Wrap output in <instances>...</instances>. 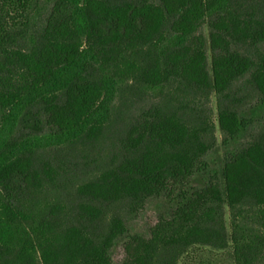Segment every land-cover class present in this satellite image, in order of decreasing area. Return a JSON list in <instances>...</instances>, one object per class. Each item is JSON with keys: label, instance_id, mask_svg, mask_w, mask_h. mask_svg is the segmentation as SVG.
<instances>
[{"label": "trees", "instance_id": "1", "mask_svg": "<svg viewBox=\"0 0 264 264\" xmlns=\"http://www.w3.org/2000/svg\"><path fill=\"white\" fill-rule=\"evenodd\" d=\"M204 94L233 145L211 169ZM262 116L264 0H0V264H113L123 239L122 264H264V132L236 148Z\"/></svg>", "mask_w": 264, "mask_h": 264}, {"label": "rangeland", "instance_id": "2", "mask_svg": "<svg viewBox=\"0 0 264 264\" xmlns=\"http://www.w3.org/2000/svg\"><path fill=\"white\" fill-rule=\"evenodd\" d=\"M209 30L205 27L204 33L208 38ZM200 97V98H199ZM231 98L240 99V102H236L239 108H242L244 111L256 106L259 102V97L256 92L253 90L252 86L249 84L248 80L242 79L237 82L231 92ZM198 100L193 104L195 112L201 114L204 117H207L212 124L214 125V133L216 137V148L211 151L206 160L208 164L210 163L211 168H215L220 159L223 158L225 150H232L233 145L228 144L222 148V141L224 137L219 129L217 118H218V98L214 94L201 95L198 96ZM163 100V96L158 92H152L147 95H144L142 99L137 100L131 106V111L129 116L136 115L140 109L145 107H150L153 104H158ZM126 111V108H124ZM264 132V116L255 117L254 120L250 121V128L243 138H240L239 144L236 148H240L248 140H251L253 137ZM162 208L160 205H150L144 210H139L135 212L129 218V228L131 233H138L144 236L149 235L151 226H153L158 219V216ZM226 221L229 223V216L227 214ZM125 239L119 241L115 246L112 252L113 264H122L124 258V249L123 244ZM181 264H234L231 259L230 253L226 251H215L208 248H194L190 254L182 261Z\"/></svg>", "mask_w": 264, "mask_h": 264}]
</instances>
